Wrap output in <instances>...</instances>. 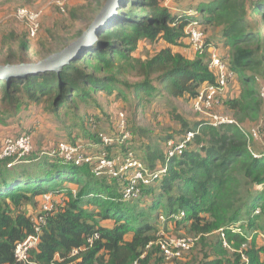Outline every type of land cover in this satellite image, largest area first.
Returning a JSON list of instances; mask_svg holds the SVG:
<instances>
[{"label":"trees","instance_id":"obj_1","mask_svg":"<svg viewBox=\"0 0 264 264\" xmlns=\"http://www.w3.org/2000/svg\"><path fill=\"white\" fill-rule=\"evenodd\" d=\"M84 1L91 10L84 21L90 23L106 0ZM165 2L123 0L99 39L60 72L20 75L15 67L38 63L61 51L81 38L93 22L73 33L65 28L40 53L21 41L17 50L10 49L0 58L1 68L12 67L5 78L0 74L1 109L15 121L30 117L36 109L45 115L46 124L70 134L72 128L82 126L84 145L92 141L100 150L101 134L112 133L106 128L95 130L90 122L100 123L97 113H87L85 121L79 109L97 92L130 96L137 105L146 97H157L166 105L173 99L191 100L204 82L215 81L209 49L196 51L194 58L175 49L184 45L187 27L198 21L207 44L211 43L208 29L221 27V44L229 51V65L241 88L224 97L222 106L236 123L217 127L206 119L192 123L177 115L182 137L171 134L146 142L138 135L143 148L140 156L147 165L152 169L167 165L168 170L145 186L143 198L135 201H122L120 185L114 180L96 177L91 166L67 162L60 155L32 151L0 160V264H20L16 247L34 233L35 216L48 192L64 202L50 212L39 245L30 253L34 264H165L168 261L157 240L170 225L186 227V233L196 238L189 251L201 243L213 252L177 264H264L259 224L264 215V149L260 147L264 98L259 87V83L264 86V0H212L192 15L172 12ZM73 16L75 21L80 18ZM142 43L154 50L148 49L145 58L138 54ZM252 128L259 130L260 138L252 137ZM129 130L134 143L136 134L130 124ZM189 131L196 134L183 153L169 158L164 142L182 139ZM73 138V144L82 141L79 135ZM111 148L121 152L127 144L116 142L107 150ZM29 205L37 206L34 214H29ZM181 211L185 216L177 219ZM106 220H113L112 226L100 223ZM95 233L99 237L90 242ZM228 253L235 256L234 263L226 257Z\"/></svg>","mask_w":264,"mask_h":264},{"label":"rangeland","instance_id":"obj_2","mask_svg":"<svg viewBox=\"0 0 264 264\" xmlns=\"http://www.w3.org/2000/svg\"><path fill=\"white\" fill-rule=\"evenodd\" d=\"M210 1L212 0H174L172 2L166 1L164 5L167 6L172 12L183 11L184 13H191L190 15H192L197 14L196 9L199 8L200 5ZM86 5L87 4L84 0H0V58L2 57V54L10 49L17 50L20 47L21 41L27 42L31 46L32 52L34 51L35 53H40L43 48L48 47V45H52V42L55 41L58 36H61L65 32V28L68 32L73 33L81 25H83V27H88L89 24H91L93 21L89 23L90 20L88 18V20L84 21L86 15H88L91 11L90 6ZM23 6H26L32 12H42V30L34 39H30L29 37H27L25 27L26 25L25 23L20 21L17 16L18 8ZM59 7H64L66 8V10H61ZM74 13L77 17H80L78 21L74 20ZM202 28L203 27H201V29ZM202 30L204 31V29ZM210 44L211 46H208V48H210L209 51H212L214 49L212 46L215 45L213 42H211ZM143 45L145 44H141L138 54L145 58L148 55V49L152 51L153 47H144ZM218 52L221 53L219 49ZM261 84L263 83H259V87L262 86ZM239 89L241 88L239 85L238 77L235 76V78L232 79L228 85V91L225 97L230 96L231 93L233 94ZM163 101L164 99H160L157 97L152 99L146 97L143 102L137 105V103L130 96H126L125 98L119 96L116 92L112 94L97 92L96 94H94V98L90 99L86 103H82L79 109L80 112L83 113L85 121L87 113L89 115L97 113L96 115L100 117V123L95 124V122L92 123L93 120H91V125L95 127V130L97 131H102L106 128L108 129V132H111L112 134H119L118 121H120V113L124 112L128 117V122L131 126V130L136 134L133 143L134 147L137 149V154L142 155V141H140L138 135H141L140 137L143 138L146 142H148L149 140H151V142H156L168 137V135L171 134L174 135L173 138H180L183 135L182 132H180L182 126L181 123L176 119L177 115H181V117L192 123L200 119H205L204 115H200L199 113H196L194 111L192 101L188 97L173 99L166 105ZM1 107L2 105H0V146L2 145V141L4 140L6 135L13 136L12 134L16 135L19 132L7 131V128L9 126H13L17 123H13V120L8 121L9 115L4 110H2ZM216 110L221 114L232 117V113L223 108L222 104L219 105ZM37 113L38 111L35 109L31 113V116L33 117L37 115ZM134 113L135 117L133 116ZM22 115H24V110L21 111L20 116ZM261 124L262 125L260 130L263 139L260 147H263L264 149V119ZM49 126L50 129L47 131V133H44V135H47V138L44 139L48 141L46 142L47 147H43V139L37 140V133L33 131L32 133H29L32 139L33 153L39 151H48L50 147L52 148L53 145H56L60 141L74 142L72 141V139H74L73 135H79V138H81V140L86 138V129L82 128V126L72 128L71 131L73 134H70V130H66L64 132V129L58 128L55 125ZM86 128H88V126H86ZM137 128H141L143 132H140ZM66 132L68 133V135L66 134ZM69 136L71 137V139H68ZM59 139L63 140L59 141ZM87 144L88 146H86L85 150L87 151L88 148V153H91L90 151H94V149L92 148L93 146L94 148L95 146H98V143H93L92 141L87 142ZM165 144L166 142H164V147ZM254 145L255 144H253V147ZM98 150L99 149H97L96 152ZM109 152L110 154H115L116 150H113L112 148L109 150ZM67 186H69V183L67 184ZM71 187L72 189H75L76 185L73 184L71 185ZM56 197H59V195ZM56 197H54L53 199L54 206L64 202L62 198ZM32 207L33 206L29 205V210H31L32 212H36L37 206H34V208ZM89 208L97 210L95 206H89ZM161 221L163 222L164 220L161 218ZM259 221V224L262 227L260 229V233L264 234V215H260ZM104 223L106 225L113 224V220H106L104 221ZM170 229H166L165 233H169L170 231H172L173 234L174 228L170 227ZM182 235H187V233ZM249 237H251V233L249 234ZM254 237L257 236L255 235ZM259 242L260 241L257 240L258 244ZM243 247L244 249L248 248L247 246ZM205 252L213 255V252L209 251L207 247L199 243L192 251L186 252L184 254L185 257L180 261L182 263H185V261L187 262V259L194 255L203 258V254ZM211 257L214 258L213 256ZM226 257H229L230 261L234 263L235 256H232L230 253H228Z\"/></svg>","mask_w":264,"mask_h":264},{"label":"built area","instance_id":"obj_3","mask_svg":"<svg viewBox=\"0 0 264 264\" xmlns=\"http://www.w3.org/2000/svg\"><path fill=\"white\" fill-rule=\"evenodd\" d=\"M172 2L174 0H166ZM65 10L64 7H59ZM191 14V13H187ZM17 16L20 21L25 23L26 32L30 39L36 38L42 30V12L30 11L26 6L19 7ZM191 45L200 53L208 50L205 32L201 29L198 21L192 22L186 30ZM210 51L209 67L215 74V81L204 82L197 94L191 99L193 109L196 113L204 115L207 122L213 126L236 123L233 117L219 113L216 108L222 104L223 98L228 91V85L235 78V72L230 68L229 61L218 52V48ZM260 93L264 98V86L260 87ZM118 121L119 134H101L103 147L98 152L88 153L84 144H73L69 141H60L48 151H42V155H60L65 161L75 163L76 165L87 164L91 166L92 172L96 177H107L120 185V194L122 201H135L143 198V188L161 179L168 170L167 165L156 169L150 168L145 160L137 154L133 146V135L129 130V122L124 112L120 113ZM254 139L260 138L257 128L251 129ZM194 131H189L182 139H170L165 144L166 155L171 158L182 154L194 136ZM251 138V136H250ZM126 143L127 148L124 151L110 154L107 147H112L114 143ZM250 145V143H249ZM112 149V148H111ZM33 151L31 135L27 132L18 136H6L0 146V160L17 156L18 158L27 156ZM255 156L259 154L254 153ZM76 193V191L74 190ZM54 194L48 192L43 195L41 209L34 219V233L29 235L24 241L20 242L15 250L16 259L20 264H34L31 261L30 253L37 249L40 242V235L43 227L47 223L50 212L55 209L53 205ZM185 212L181 211L175 217L182 218ZM163 218V217H162ZM99 237L97 233L89 239L93 242L94 238ZM264 244V235H263ZM196 238L193 235L174 236L169 233H161L157 240L161 251L167 261L177 263L183 259L184 254L193 248ZM75 253L78 250L74 251Z\"/></svg>","mask_w":264,"mask_h":264},{"label":"water","instance_id":"obj_4","mask_svg":"<svg viewBox=\"0 0 264 264\" xmlns=\"http://www.w3.org/2000/svg\"><path fill=\"white\" fill-rule=\"evenodd\" d=\"M123 0H106L101 10L88 31L84 32L78 40L68 44L61 51L56 52L38 63L21 64L16 66L17 73L20 75L37 74L46 71L60 72L74 59L83 56L88 48L95 43L101 36V30L117 14ZM12 67L1 68L0 74L7 76Z\"/></svg>","mask_w":264,"mask_h":264},{"label":"crops","instance_id":"obj_5","mask_svg":"<svg viewBox=\"0 0 264 264\" xmlns=\"http://www.w3.org/2000/svg\"><path fill=\"white\" fill-rule=\"evenodd\" d=\"M220 28L221 27H217L216 29H212V28L208 29L207 36H208V39L211 42H213L216 47H218V49L221 52V54L226 56V58L228 59L229 58V51L227 49L223 48V46L221 44ZM175 49H177L180 52L184 53L189 58H194V56L196 55V50L191 45L190 40H189L188 37L186 38V40L184 42V45L182 47H175ZM45 118H46L45 115L43 113H41L40 111L37 113V115H35L33 117L32 116H30V117H21V118L17 119L16 121L13 120V123H17V124H14L13 126H9L7 128V131H12V132L19 131L16 135H20V134L25 133V132L32 133V131H33V132L37 133V140L43 139V143H44L43 147H47L46 142H48V141L44 140L45 138H47V135H44V133H47V131L50 129V126L48 124H46V122H45L46 119ZM9 120H12V119H9ZM55 126L58 127L57 125H55ZM12 135L16 136L14 134H12ZM6 136H8V135H6ZM60 140H63V139H59V141ZM83 140H85V139H83ZM83 140L81 142H79V143L80 144H85L86 142L83 141ZM54 146L55 145H53L52 147H54ZM92 148L94 149V151L93 152L90 151V152L94 153L98 149V146H95V148L93 146ZM87 152H89L88 148H87ZM69 186H71V185L69 184ZM60 197L61 196L56 197V198H60ZM40 198L41 197H39V199ZM28 210H29V208H28ZM34 213H35L34 211L32 212L31 210H29V214H34ZM100 223L102 225L106 226L104 221H101ZM108 226H112V224H109ZM170 227L174 228L173 234H172V231H170L171 230ZM176 227H177V225H175V226L174 225H170L167 228V230L170 229L169 230L170 231L169 234H171V235H182V234H185L187 232L186 227H181V228H176ZM128 239H131V236H129ZM165 264H174V263L168 261V262H165Z\"/></svg>","mask_w":264,"mask_h":264}]
</instances>
